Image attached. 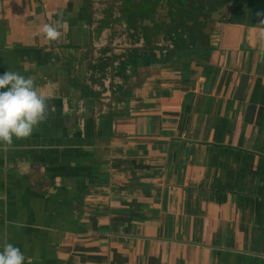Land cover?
Returning <instances> with one entry per match:
<instances>
[{
    "label": "crops",
    "instance_id": "crops-1",
    "mask_svg": "<svg viewBox=\"0 0 264 264\" xmlns=\"http://www.w3.org/2000/svg\"><path fill=\"white\" fill-rule=\"evenodd\" d=\"M103 1L0 0V75L32 77L55 106L0 144V245L31 264H264V0H225L207 52L145 65L113 106L86 52L106 37Z\"/></svg>",
    "mask_w": 264,
    "mask_h": 264
},
{
    "label": "flooded vegetation",
    "instance_id": "flooded-vegetation-1",
    "mask_svg": "<svg viewBox=\"0 0 264 264\" xmlns=\"http://www.w3.org/2000/svg\"><path fill=\"white\" fill-rule=\"evenodd\" d=\"M191 1L194 3L199 0ZM201 1H203V3ZM117 2H119L120 6L129 7L130 10H132L133 13L130 12L128 15L138 18L140 30L130 29L129 33H131V36H128L125 40L112 39L109 29H113V27L118 28L119 20L117 21L116 19L110 18L109 23H105L104 28L108 29V31L104 40L101 41L100 45L97 42L92 43L86 50L89 56H95L93 60L96 63L105 60L113 63L115 67L114 86L116 85L117 87H127L130 84H134V80H138L141 73H143V67L149 63L157 62L158 58H160L161 61L192 60V58L198 56L202 51L207 52L208 49L206 48L209 47V38L206 34L208 33L210 23L221 16L222 10L220 9L225 5L227 7L223 10L229 12L230 8L228 1H226L222 5L209 10V5L205 3L204 0H200L201 10L206 13L205 18L202 17L200 23L193 25L186 19H181L182 21L179 29L182 34L178 36L177 40H174L170 34L166 36L163 35L165 38H162L160 37V33H164V29L169 27L170 18L181 14L182 7L187 3V0H117ZM149 2L152 4L149 5L150 7L144 6V4H148ZM106 3L107 1L101 3L102 8L106 6ZM116 13H118L117 10L115 11V14ZM121 13L122 17L123 14L126 15L122 10ZM209 14H211V16H209ZM163 16H167V19H164ZM160 18H162L161 22ZM156 19H158V21ZM149 27H152V30H149ZM117 31L121 30L118 29ZM141 48H146L143 50L146 52V55L142 54L140 57L141 59L138 61H134L132 64H126L129 54L131 55L137 50H142ZM86 69L87 78L84 79L85 88L87 91H92V93H94L95 90L91 89L97 88L91 86L92 81H94V78L91 76L93 70L89 66L86 67ZM100 94L101 87H99L98 96Z\"/></svg>",
    "mask_w": 264,
    "mask_h": 264
},
{
    "label": "clouds",
    "instance_id": "clouds-1",
    "mask_svg": "<svg viewBox=\"0 0 264 264\" xmlns=\"http://www.w3.org/2000/svg\"><path fill=\"white\" fill-rule=\"evenodd\" d=\"M64 22L44 23L40 31L48 41L62 37ZM52 95L36 85L32 77L8 70L0 75V144L13 145V139H26L47 120L55 106L49 105ZM26 170V166H25ZM0 264H31L21 249L12 243L0 245Z\"/></svg>",
    "mask_w": 264,
    "mask_h": 264
},
{
    "label": "trees",
    "instance_id": "trees-1",
    "mask_svg": "<svg viewBox=\"0 0 264 264\" xmlns=\"http://www.w3.org/2000/svg\"><path fill=\"white\" fill-rule=\"evenodd\" d=\"M185 4L182 7L183 9H182L181 14L175 15L169 19V27H166L164 29L165 30L164 33L163 32L160 33V37L165 38V37H163V35L166 36V35L170 34V36L174 40H177L178 36H181V34H182L181 30L179 29V27L181 26L182 20L186 19L187 21H189L190 24L193 25V24L200 23V19L202 17L205 18L206 13L201 10V7H200L201 2L200 1L193 3V1L187 0V3H185ZM163 18L167 19V16H163ZM150 29H152V27H150L149 30ZM111 35L113 37V34H111ZM206 35L208 36L209 34L207 33ZM153 38H154V36H153ZM125 39H126V37L124 35V38L122 40H125ZM182 48H183V46H182ZM141 49L142 50H137L134 53H132L131 55L129 54L128 61L126 62V64H130V63L132 64L134 61H138L139 59H141L140 57L142 56V54L146 55V52L143 51L146 48H141ZM94 68L96 69V73L99 74L98 81H101V102L107 103V100H109V103H107L106 105H111V104H113V101L116 100V98L118 97V95L115 96L116 93L113 91L114 90L113 88L115 87L114 86V82H115L114 81V78H115L114 68L115 67L113 66L112 62L105 60V61H102L99 63L94 62ZM110 84H112V85H110ZM110 86H112V87L110 88ZM108 94H111V95L108 97L107 96ZM92 95L95 96L93 93H92ZM111 106H113V105H111ZM110 112L111 111H107L108 114H106V117H105L107 120L111 117Z\"/></svg>",
    "mask_w": 264,
    "mask_h": 264
},
{
    "label": "water",
    "instance_id": "water-1",
    "mask_svg": "<svg viewBox=\"0 0 264 264\" xmlns=\"http://www.w3.org/2000/svg\"><path fill=\"white\" fill-rule=\"evenodd\" d=\"M104 1H107L109 2L110 0H104ZM117 2V0H115ZM200 1V0H199ZM112 2V1H111ZM203 3V1H201ZM205 3H207L209 5V10H212L213 8H216L217 6L219 5H222L223 3H225V0H204ZM228 4H231V2H228ZM234 4V3H233ZM227 6L225 5L222 9V12L223 9H225ZM115 11V7H113V12ZM130 12H132V10H130ZM133 13V12H132ZM241 14H243V12H241V10L237 11L236 13H233L232 15H230V18H233V17H241ZM209 16H211V14H209ZM247 16V14H246ZM179 17V16H178ZM212 17H213V14H212ZM224 18L225 17V13L223 15L220 16V18ZM180 18V17H179ZM178 18V19H179ZM125 20V27L123 28L122 32L123 33H120V36H122L124 38V35H127L129 34V30L130 29H133V30H140V27L138 26V18L137 17H131L129 15H125L124 16V19ZM135 20V21H134ZM130 24V26H129ZM116 28V27H114ZM121 30V29H120ZM115 31V32H114ZM114 31H111V34H113V37L112 39L114 38H118L116 36V30L114 29ZM121 32V31H120ZM99 63V62H97ZM100 67V66H99ZM98 70V69H97ZM99 71V70H98ZM248 82H249V77L248 75H245L241 81V83L239 84V87H238V90H237V97L239 98H243L246 94V91H247V88H248ZM111 94H108L107 96L109 97ZM116 96V95H115ZM118 98H120V96H118ZM107 103H109V100H107ZM256 111H257V104L255 103H250L247 107V120L248 121H253L254 117H255V114H256Z\"/></svg>",
    "mask_w": 264,
    "mask_h": 264
},
{
    "label": "rangeland",
    "instance_id": "rangeland-1",
    "mask_svg": "<svg viewBox=\"0 0 264 264\" xmlns=\"http://www.w3.org/2000/svg\"><path fill=\"white\" fill-rule=\"evenodd\" d=\"M112 1V2H111ZM149 5H152L151 2H149L148 4H144V6H148L150 7ZM113 7H115V9L119 12L120 9L122 10L123 13H126V15H128L130 13V8L129 7H123V6H120L119 5V2L116 3L115 0H110L109 2L106 3V6L103 7V10L101 9V11L104 12V16L102 17V20H101V25L102 23H109L110 21V18L111 19H116L118 21L119 18H117V16L114 14L113 12ZM147 9V8H146ZM123 16H125V14H123ZM124 19V18H123ZM130 26V24H129ZM131 33L127 34L125 37L128 38V36H131L130 35ZM112 85V84H110ZM112 86H110L111 88Z\"/></svg>",
    "mask_w": 264,
    "mask_h": 264
}]
</instances>
